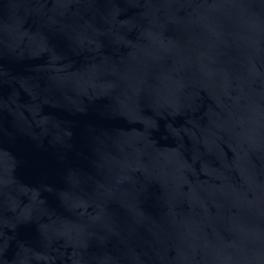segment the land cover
<instances>
[{
    "label": "water",
    "instance_id": "95a60500",
    "mask_svg": "<svg viewBox=\"0 0 264 264\" xmlns=\"http://www.w3.org/2000/svg\"><path fill=\"white\" fill-rule=\"evenodd\" d=\"M0 264H264V0H0Z\"/></svg>",
    "mask_w": 264,
    "mask_h": 264
}]
</instances>
